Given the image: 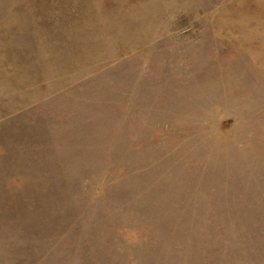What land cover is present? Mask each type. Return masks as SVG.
Wrapping results in <instances>:
<instances>
[{"label": "rangeland", "instance_id": "rangeland-1", "mask_svg": "<svg viewBox=\"0 0 264 264\" xmlns=\"http://www.w3.org/2000/svg\"><path fill=\"white\" fill-rule=\"evenodd\" d=\"M0 264H264V0H0Z\"/></svg>", "mask_w": 264, "mask_h": 264}]
</instances>
